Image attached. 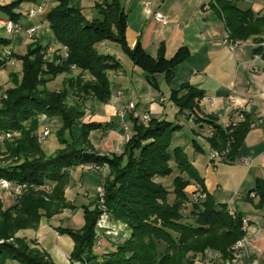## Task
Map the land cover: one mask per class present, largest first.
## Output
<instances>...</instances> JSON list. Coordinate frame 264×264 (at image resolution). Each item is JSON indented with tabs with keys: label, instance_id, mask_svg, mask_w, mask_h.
Returning <instances> with one entry per match:
<instances>
[{
	"label": "trees",
	"instance_id": "obj_1",
	"mask_svg": "<svg viewBox=\"0 0 264 264\" xmlns=\"http://www.w3.org/2000/svg\"><path fill=\"white\" fill-rule=\"evenodd\" d=\"M242 1L245 0H210L209 4L223 19L230 37H253L254 42L264 39L258 37L264 33V15H255L249 7L241 8L239 3ZM95 6L98 17L91 19L70 5L69 0H59L45 14L53 37L60 44L55 49L54 61L43 60L47 48L36 42L24 54H10L20 61L21 71L9 74L13 87L5 90L7 96L1 103L0 133L11 131L19 134L6 139L0 147V178L35 185L50 182L53 190L50 194L25 191L8 209H3L0 200V264H5L7 259L20 264H55L34 241L19 237L18 231L23 227L35 228L41 217L49 218L67 206L63 192L68 182V169L78 164L108 166L109 174L103 182L104 201L115 219L129 226L132 236L123 244L108 242L107 250L99 255L93 251L98 215L96 197L93 209H83L82 227L58 230L73 241L69 264H192L197 255L207 250L218 252L223 260L234 259L232 247L246 235L242 229L243 216L234 211L233 217L226 204L217 203L206 192L203 179L190 163L187 153L180 147L170 148L172 135L179 125L152 117L146 124L131 119V137L119 155L76 149L65 140V132L70 131L83 116V104L88 96L102 102L110 96L107 71L118 68L119 64L111 55L98 52L100 42H116L134 64L149 75L164 73L167 81L171 79L175 65L185 60L188 53L181 48L172 59L166 60L162 47L156 58L147 55L139 43L132 49L128 48L125 41L127 16L118 0H103ZM13 7L14 4L0 5V10L18 22L20 14L14 12ZM0 44L6 45L8 41L0 38ZM62 45L67 47L65 58L61 53ZM5 61L0 59V66ZM72 64L78 74L67 78L61 90L50 91L47 83L59 74H71ZM84 73L89 75V79L83 78ZM187 89L180 98L178 91L171 95L182 111L192 109L195 99L203 96L191 87ZM71 96L78 99L68 105L66 101ZM39 114L59 118L62 122L56 136L64 146L51 155L42 151L35 135ZM89 126L83 125L84 141L87 140ZM216 129L213 148H223L231 135L233 141L228 156L231 157L246 126L241 124L232 132H229V127L216 126ZM171 162L175 163L180 175L173 178L171 189H168L156 179L173 172ZM184 173L187 180L181 176ZM191 181L206 194L205 198L196 201L191 195L188 198L185 189ZM251 192H254V197L248 195V200H255V208L264 209V178L255 180ZM170 193L174 194L172 203L168 201ZM187 207L189 214L184 215L183 209ZM8 239L15 241V245L7 243Z\"/></svg>",
	"mask_w": 264,
	"mask_h": 264
},
{
	"label": "crops",
	"instance_id": "obj_2",
	"mask_svg": "<svg viewBox=\"0 0 264 264\" xmlns=\"http://www.w3.org/2000/svg\"><path fill=\"white\" fill-rule=\"evenodd\" d=\"M42 1L47 5L45 11L35 18L28 19L26 16L28 8ZM102 1L69 0V3L91 19L98 17V9L95 5ZM209 1L118 0L127 16L125 41L128 48L132 49L139 43L147 55L156 58L162 47L166 60L172 59L181 48H185L188 51L187 57L175 65L172 77L167 81L164 73L149 75L134 64L116 42L109 40L100 42L97 45L98 52L111 55L119 64L118 68L107 71L110 96L104 102L92 96L86 98L83 104L84 114L77 120L79 124L76 125V129L81 132L84 124L91 125L88 127L87 140L84 141L83 135L80 137L77 133L69 143H72L76 149L86 148L101 155L123 151L125 132L119 112L124 110L128 102L135 104V111L140 115L149 113L152 118L164 119L179 125L172 135L170 148H182L188 153V159L193 166L196 155H199L194 154L193 151L203 152L201 166L194 168L203 179L206 192L212 195L217 203L226 204L236 213L239 212L241 216L247 217L250 223L234 259L223 260L218 252L207 250L204 254L197 255L192 264H262L264 209L255 208L253 204L255 200L250 202L248 195L255 185V180L264 178V57L254 58L256 48L251 45L254 42L253 37L243 39L247 44L236 50H231L223 44L225 24L223 19L210 8ZM250 1L251 4L247 7L257 16L264 15V4L259 0ZM58 3L59 0H0V5L14 4L13 11L20 14L18 22L24 27L37 28L32 38H29L24 31H20L22 32L20 34H8L2 20L9 17L0 10V38L8 41L6 45L0 44V59L6 60L4 65L0 66V77L2 71L8 69V77L0 82V91L4 92L11 87L9 74L15 71L12 68L14 64L16 66L18 62L20 63L11 55L24 54L28 47L36 42L47 48V51L53 48L54 52L48 53V56H56L55 49L59 48L60 44L55 41L47 25L45 14ZM23 9L25 14L21 13ZM156 12L166 16V24L156 21L154 18ZM198 19L202 25L197 22ZM258 37H264V33ZM5 49L11 55H3L1 51ZM76 74L77 70L74 69L71 74H59L47 83V88L50 91H57L59 89L53 88L58 79L64 85L67 78ZM85 74L89 79V75ZM188 87L199 91L203 96L195 99L192 109L182 111L171 99V95L173 91H178L180 98L187 93ZM229 95H233L235 102L228 99ZM71 99L77 100L78 97L71 96L69 100ZM236 105L238 108H235ZM240 112H243V118L240 117ZM123 119L129 121L131 128L130 114L124 113ZM241 124L245 125L246 129L239 137L234 154L210 162L208 154L214 147L212 139L216 134V126L224 129L229 127V132H232ZM61 125L59 118L38 115V128L35 131L37 139L44 128L50 130L49 136L38 141L46 155L63 148L64 145L59 143L56 136ZM69 134L70 132L66 131L64 138L68 139ZM175 138H180L178 143L175 142ZM185 148H190L192 154H189L190 150L187 152ZM242 157H246L249 163L242 161ZM170 165L173 167V172L169 176L156 179L168 189H171L173 178L180 175L175 163L171 162ZM108 174L109 168L106 164L98 169L87 164L70 167L68 182L63 192L67 205L63 208V212L66 211L74 216L77 212L83 211L84 207L93 209L96 205V187L103 185ZM181 176L183 179L187 178L185 173ZM197 187L195 182L191 181L185 191L190 193ZM0 200L3 209L16 204L14 194H5L4 191H0ZM43 219L45 218L40 219L41 240L46 239V235L51 233L42 222ZM62 235L66 234H58L59 237ZM63 242L64 245L56 244V249L47 252L55 264H69L73 241L66 238ZM105 242L108 244L109 241Z\"/></svg>",
	"mask_w": 264,
	"mask_h": 264
},
{
	"label": "rangeland",
	"instance_id": "obj_3",
	"mask_svg": "<svg viewBox=\"0 0 264 264\" xmlns=\"http://www.w3.org/2000/svg\"><path fill=\"white\" fill-rule=\"evenodd\" d=\"M259 1L262 2L261 4H264V0H259ZM250 4H251L250 0L242 1L239 3V6L241 8H245V7L247 8V6ZM24 12H25V9H23V11H21L22 14H25ZM20 33H22V32H17L15 34H20ZM1 52H3V50ZM2 54L7 56L4 53H2ZM45 54H47V51ZM45 54L43 55L44 61H50V60L54 61L55 60L53 56H48V57L46 56L45 57ZM12 68L15 70L14 72L19 74L21 71V63L18 62L16 64V66L14 64V66ZM2 73L3 74H2V77H0V82L5 81L6 77H8V69H6L5 71H2ZM77 74H78V72H77ZM82 76L84 79H88V78H86L87 77L86 74L85 75L82 74ZM3 77H4V79H2ZM61 82L62 81L60 79H58L56 82V85L53 89L61 90L64 87V85H62L63 83L61 84ZM52 86H54V85H52ZM11 87H13L12 82H11ZM0 95L1 96L5 95V97L0 98V107H1L2 106L1 105L2 100H4L7 95H6L5 91L4 92L0 91ZM71 100H69V98H68L66 103L68 105H71V103H72ZM78 124H79V122L78 123L76 122V124H74L71 127L70 131L67 130L68 133L70 132L69 137H67L68 139L65 138L68 142H72V137H76L77 133L80 134V137L82 136L83 131L79 132L76 129V125H78ZM11 133H13V132H11ZM13 136H15V135H13ZM13 136H11L10 138H7V139H11ZM178 139H180V138H177L175 142L178 143ZM185 149H187V152H189V150H190L189 154H192V150L190 148H185ZM196 152L193 151L194 154H199V155H196L197 158L194 160L193 164L195 167L199 168L202 164L201 160H202V155L204 153L203 152L196 153ZM121 153H122V151L119 153H115V154L119 155ZM0 159H1V156H0ZM12 183H17V182H12ZM20 184L26 185V187L23 188V190H19L20 195H22L23 192L28 191V190L43 191L42 186L44 184H40V185L29 184V183H20ZM190 195H191V192L188 193L189 199H190ZM96 197H97V193H96ZM168 201L170 203L174 202V194L173 193L169 194ZM97 203H98V200H97ZM104 205H105L104 208H100L99 204H97L98 215H97V220L95 223V229H94L95 232H94V236H93V238H94L93 251L98 255L101 251L107 250L108 244L105 242L106 240L109 241V243H111L112 245L123 244L127 240L131 239V236H132L129 226L126 223L115 219L112 212L107 207L105 201H104ZM186 205L189 207L190 203L187 202ZM188 207L185 210L183 209L184 215L189 214V208ZM41 218H45V219H43L42 222L45 223L46 227H48L51 230V233L46 235V239L41 240V238H40V235H39V230L41 228L40 221L35 228L34 227H23V228H21L18 231V236L25 238L27 241H34L36 246L45 252H51L52 249L55 248L56 244H58L59 246L64 245L65 242H63V241L66 238L71 240V238L68 235H62L61 237H59L58 236V234H59L58 230L59 229H66V228L67 229L68 228L69 229H79L84 224L83 211H81L80 213L77 212L74 216H71L66 211L63 212V209H60L58 212L54 213L49 218H47L45 216H43ZM98 221H99V224H101V227L97 228L96 224ZM0 242H2V240ZM6 242L9 244L15 245V241H13L12 239H8V240H6ZM105 245H107V246H105ZM31 256H33V255H31ZM5 264H20V263H18L15 260L7 259ZM75 264H78V263H75ZM262 264H264V262H262Z\"/></svg>",
	"mask_w": 264,
	"mask_h": 264
},
{
	"label": "built area",
	"instance_id": "obj_4",
	"mask_svg": "<svg viewBox=\"0 0 264 264\" xmlns=\"http://www.w3.org/2000/svg\"><path fill=\"white\" fill-rule=\"evenodd\" d=\"M145 4H148V2H145ZM46 3L44 1L39 2L34 4L33 6H31L30 8H28L27 12H26V16L28 19H32L37 17L38 15H41L45 9H46ZM207 8H209V5H207ZM154 18L156 19V21H158L161 24H166L167 23V18L165 15H163L160 12H156L154 14ZM2 24L3 27L5 29V31L8 34H15L17 32L20 31H24L27 36L29 38L34 37L37 28L35 26H28V27H24L21 23L19 22H15L11 19H5L2 20ZM223 44H225L226 46L229 47V49L231 50H236V49H240L243 45L247 44V42H245V40L243 39H237V38H232L229 36V34L227 32H225L224 34V38L222 40ZM252 46H254L256 49L255 53H254V58L256 59H262V57H264V39L255 41L251 43ZM61 52L63 53V58H65L67 56V47L65 45L61 46ZM260 49V50H257ZM54 52L53 48H49L47 51V54H45V57H48V53L50 52ZM3 53L6 54L7 56L10 55V52L8 50H3ZM71 69L76 70V66L74 64H72L70 66ZM256 71V68H254ZM1 97H5V95H0ZM228 99L230 101L235 102L233 95H229ZM235 108H238V106L236 105ZM129 113L130 117L132 119H137L139 122L146 124L150 121L151 116L149 115V113H143L142 115L138 114L135 111V104L133 102H128L127 106L124 108L123 111L119 112V115L123 121V128H124V143H126L130 137V126H129V121H125L123 119L124 117V113ZM240 117L243 118V112H240ZM18 132H13L11 133V131H6V132H2L0 133V144L3 145L4 141L7 138H10L13 135H16ZM50 130L48 128H44V130L42 131L41 135H39L38 137V141H42L44 138H46L47 136H49ZM233 141V137H231L229 135L228 140L226 145L221 148V149H216V148H212L208 154V158L210 162H215L219 159L222 158H228L229 153H230V145L231 142ZM242 161H244L246 164L249 163V160L246 157H242ZM92 167L94 169H98L99 166L97 165H92ZM14 187H13V186ZM26 185L25 184H20V183H12L11 181L7 180V179H3L0 178V191H4L5 194H14L15 196V200L17 202L18 196L19 194V190H23V188H25ZM43 188V192L50 194L52 193V189H53V184L52 183H44V185L42 186ZM96 193H97V200H98V204L100 208H104V185H100L96 187ZM19 194V195H18ZM250 197H254V192H250ZM206 194L204 192H200V190L198 188L194 189L191 192V198L192 200L196 201L198 199H203L205 198ZM228 212L231 216L234 217V210L232 208H228ZM249 219L247 217H242V229L244 231H247L249 228ZM97 228L101 227V224H99V221L96 224ZM244 239V238H243ZM243 239H240L238 241H236V243L234 244V246L232 247L234 250V257H236V253L238 251V249L241 247Z\"/></svg>",
	"mask_w": 264,
	"mask_h": 264
},
{
	"label": "water",
	"instance_id": "obj_5",
	"mask_svg": "<svg viewBox=\"0 0 264 264\" xmlns=\"http://www.w3.org/2000/svg\"><path fill=\"white\" fill-rule=\"evenodd\" d=\"M197 22H198L200 25H202V24H201V21H200L199 19L197 20Z\"/></svg>",
	"mask_w": 264,
	"mask_h": 264
}]
</instances>
